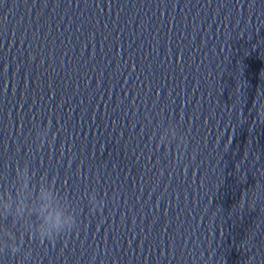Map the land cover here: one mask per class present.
<instances>
[{"label": "clouds", "instance_id": "clouds-1", "mask_svg": "<svg viewBox=\"0 0 264 264\" xmlns=\"http://www.w3.org/2000/svg\"><path fill=\"white\" fill-rule=\"evenodd\" d=\"M49 128L50 122L48 126L37 129L36 136L41 145L48 137ZM166 129L159 135V144H168L176 139V146L180 148L182 143H186L182 136L178 137L174 126ZM88 201L90 210H101L104 206L103 199H98L94 191L88 195ZM9 220L10 226L5 223ZM76 227V210L68 196L56 188L53 178L42 174L36 179V172L28 163L17 164L13 179L0 185V255L15 257L21 254L24 260H28L31 252L23 249L25 235L41 244L46 240L51 243Z\"/></svg>", "mask_w": 264, "mask_h": 264}]
</instances>
